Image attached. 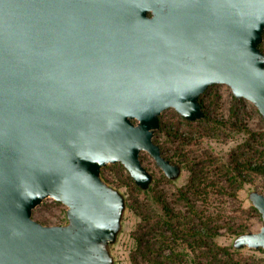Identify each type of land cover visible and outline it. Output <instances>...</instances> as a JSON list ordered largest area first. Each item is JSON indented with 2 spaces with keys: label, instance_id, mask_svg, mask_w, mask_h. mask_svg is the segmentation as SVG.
<instances>
[{
  "label": "water",
  "instance_id": "95a60500",
  "mask_svg": "<svg viewBox=\"0 0 264 264\" xmlns=\"http://www.w3.org/2000/svg\"><path fill=\"white\" fill-rule=\"evenodd\" d=\"M264 0H0V264H117L126 197L101 170L120 164L141 191L181 167L154 142L159 116L203 119L199 97L229 88L264 121ZM65 207L44 225L33 210ZM246 199L264 251V194Z\"/></svg>",
  "mask_w": 264,
  "mask_h": 264
},
{
  "label": "trees",
  "instance_id": "16d2710c",
  "mask_svg": "<svg viewBox=\"0 0 264 264\" xmlns=\"http://www.w3.org/2000/svg\"><path fill=\"white\" fill-rule=\"evenodd\" d=\"M262 37L264 41V31ZM259 48L264 53L263 42ZM213 86L208 87L207 90ZM218 97L216 92H211L208 106L202 108L204 117L200 121L188 122L181 119L183 129L180 128L181 123H163L159 119V130L154 142L159 145L162 156L169 159L176 157L183 165H187L189 170L187 183L177 191L176 200L181 202L180 205L184 207L183 211H176L172 208L153 188H150L148 192L141 191L128 174L122 175V165L112 166L116 171V177L122 178L119 181L126 186L131 195L141 194L149 197L151 201L148 204H140L130 199L129 203L127 201V206L135 210L139 218L132 234L136 247V255L132 258L133 264H138L137 255L145 260L150 254H153L154 264H190L187 259L189 255L183 251L177 252L176 248L171 249V253L167 256L162 254L161 247H170V243L177 241H180L178 246L182 244L192 252H204L207 258L206 264H244L241 259L236 258V251L231 247L218 246L215 239L220 235L221 229L233 236L244 233L247 229L228 224L218 225L219 214L213 217L205 215V212L197 207L196 202L202 195L207 194L206 189L208 188H212L214 192V189H217L220 194L234 197L237 190L250 183L249 176L257 174L264 177V133H254L241 122L240 116L241 113L245 115L246 104L243 99L232 97L228 119H219L213 111L217 108ZM202 100L201 95L199 101L202 102ZM210 108L212 111L209 110ZM252 108L256 110L253 106ZM224 130L235 133L243 132L247 136L242 144L243 152L239 149L230 152L225 162L211 157L205 151H200L197 155L198 150L195 148L199 147L202 139L213 138ZM160 135H163L164 139L160 140ZM258 140H261V150H256L253 145ZM254 159L259 160L257 162ZM217 179L223 180L225 185L221 186ZM250 209L255 210L253 207ZM166 232L170 236H167ZM191 262V264H200L195 261Z\"/></svg>",
  "mask_w": 264,
  "mask_h": 264
},
{
  "label": "rangeland",
  "instance_id": "374dc122",
  "mask_svg": "<svg viewBox=\"0 0 264 264\" xmlns=\"http://www.w3.org/2000/svg\"><path fill=\"white\" fill-rule=\"evenodd\" d=\"M263 49H264V41ZM211 92H216L218 94V104L217 108H215L214 113L217 114L219 119L226 120L229 116V108L232 104V94L228 87L224 85H214L210 89H206V91L202 94L203 100L201 103L202 108L208 106L209 96ZM210 108L209 110H211ZM245 115L241 113L240 120L244 123L247 128L254 133H264V121L258 114L256 110L252 108V105L248 102L245 104L244 109ZM204 113V112H203ZM159 119L163 123H181L180 117L173 110H166L162 112L159 116ZM180 128H184V125L181 123ZM160 140L164 139L163 135H160ZM247 136L243 133H235L233 131H226L218 133L213 138H204L200 141L199 147L195 149L198 150V154L200 151H205L211 155V157L215 159H219L222 162H225L228 159V155L230 152L239 149L240 152L244 151L242 144L246 141ZM258 139V138H257ZM156 140V134L154 136V141ZM251 143V142H250ZM253 143V142H252ZM251 143V144H252ZM256 150H261V140L253 143ZM243 157V155L241 156ZM193 159H196L192 157ZM257 158V156L255 157ZM140 160L142 162L143 167L150 172L153 177V181L151 183L150 188H153L156 192H159L162 199L169 203L172 208L176 211H183L184 207L180 205L181 202L176 200L177 191L181 187H183L189 178V170L187 165L181 167V175L176 182L165 181L162 178V175L159 169L155 166L153 160L145 153H141ZM172 160V159H171ZM259 159H254V161L258 162ZM264 161V159H263ZM178 165V164H177ZM113 165H108L101 170L102 178L108 182L113 187L119 189L122 193H124L127 201L129 203V199L131 201L136 200L140 204H148L150 201L149 197H145L141 194H130L123 184L116 177V171L112 168ZM122 175L125 176L127 172L123 168L121 171ZM250 183L245 184L243 188L237 190L235 192V196L231 197L226 194H220L217 192V189L212 188L206 189L207 194H204L197 200L196 205L200 210L205 212V215H218L220 220L218 221V225H230V226H242L250 232H257L262 225L260 215L255 211L251 210V206L246 199L247 192L251 189L257 190L259 193L264 194V177L253 174L249 176ZM219 184L225 185L223 180L217 179ZM150 190V189H149ZM148 192V191H147ZM159 209V208H158ZM65 207L61 204H57L52 200L43 201L38 207L33 210L32 217L37 222L44 225H61L65 223ZM139 222V218L135 214V210L129 208L125 211L123 221H122V231L118 237V241L116 245L112 248V254L116 259L117 264H133L132 258L136 255V247L135 241L133 240L132 234L135 230L137 223ZM246 231V232H247ZM220 235L215 239V242L218 246L221 247H231L230 243L234 238L233 235L228 234L224 229L220 230ZM167 236H170L167 232L165 233ZM180 241L176 243H170V247H161L162 254L167 256L171 253V249L176 248L177 252H186L189 256L187 259L190 264L191 261H195L200 264H206L207 258H205V254L202 251L192 252L190 249H186L185 246H178ZM232 248V247H231ZM235 251V250H234ZM237 252V259H241L244 264H264V251L260 250H252L246 249ZM204 256V257H203ZM153 254H150L143 260L140 256H136V261L138 264H154L152 260ZM150 259V260H148ZM161 260V258H158ZM209 259V258H208Z\"/></svg>",
  "mask_w": 264,
  "mask_h": 264
},
{
  "label": "flooded vegetation",
  "instance_id": "af4514ba",
  "mask_svg": "<svg viewBox=\"0 0 264 264\" xmlns=\"http://www.w3.org/2000/svg\"><path fill=\"white\" fill-rule=\"evenodd\" d=\"M180 119H182L181 117H180ZM166 159H168L169 161H170V163L171 164H180L182 167H184V165L181 163V161L179 160V159H177L176 157L175 158H172V160L171 159H169V158H166ZM160 171V170H159ZM160 173H161V175H162V178L165 180V181H169L166 177H164V175L162 174V172L160 171Z\"/></svg>",
  "mask_w": 264,
  "mask_h": 264
}]
</instances>
